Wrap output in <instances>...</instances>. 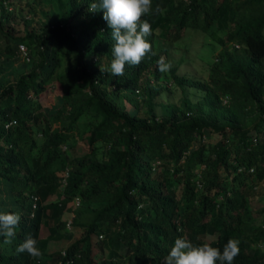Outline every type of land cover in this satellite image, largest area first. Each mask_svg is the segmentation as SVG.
<instances>
[{
	"label": "trees",
	"instance_id": "1",
	"mask_svg": "<svg viewBox=\"0 0 264 264\" xmlns=\"http://www.w3.org/2000/svg\"><path fill=\"white\" fill-rule=\"evenodd\" d=\"M93 2L0 0V212L21 217L0 264H164L178 237L236 239L233 264H264V203L249 202L264 176V0H152V51L120 77ZM211 24L204 78L158 70L183 26ZM59 54L60 91L41 104ZM162 79L200 94L158 99ZM28 236L39 259L15 251Z\"/></svg>",
	"mask_w": 264,
	"mask_h": 264
},
{
	"label": "clouds",
	"instance_id": "2",
	"mask_svg": "<svg viewBox=\"0 0 264 264\" xmlns=\"http://www.w3.org/2000/svg\"><path fill=\"white\" fill-rule=\"evenodd\" d=\"M97 10H103V19L111 29L114 40L111 47V74L114 77L123 76L126 65L138 66L152 51L146 39L152 35V28L148 20L142 19L152 14V0H98L89 6V11ZM157 67L161 73H167L172 65L160 57ZM20 219L18 212H0V237H3L5 245L13 243ZM15 251L26 252L34 259L43 255L37 247V241L31 236L18 244ZM238 253L239 241L236 239H228L221 251L209 243L196 245L184 237H178L166 255L164 264H233Z\"/></svg>",
	"mask_w": 264,
	"mask_h": 264
},
{
	"label": "rangeland",
	"instance_id": "3",
	"mask_svg": "<svg viewBox=\"0 0 264 264\" xmlns=\"http://www.w3.org/2000/svg\"><path fill=\"white\" fill-rule=\"evenodd\" d=\"M213 27L214 25L211 24L207 29L201 30L198 27L185 25L181 28L180 34L176 39L165 42L167 45L166 56L170 63H176L177 72L199 78H204L206 76L207 64L213 58V55L218 48L217 42L210 37L208 32V30ZM217 32H219V30ZM64 61V57L59 54L58 64L55 66L53 73L45 81L43 90H41L38 94V99L41 104L50 103L53 94L60 91L59 84L55 79V74L62 70ZM15 62H17V60H15L13 63ZM8 77H12V74L8 73ZM161 83H163L165 87H168L156 95V98L161 100H174L181 92L185 93L191 98H194L200 94L199 89L191 86L183 85L182 87H179L178 85H172L171 83H168L166 79H162ZM214 137L215 135L211 133L208 138L211 139ZM252 189H254V192L249 196L250 204L252 206L262 205L264 203V176L256 185L252 187ZM48 197V199H52L53 195H49ZM48 199L44 200V204H49L46 202ZM68 215L69 211L64 210L62 217H67ZM71 229L73 235H75L77 232V227H72ZM65 241V239H62L53 244V246H61ZM2 244L4 243L2 242ZM112 246L116 247V243H112ZM107 247V244L103 242L102 253L99 252L96 247H93V255L98 257L99 255L105 253Z\"/></svg>",
	"mask_w": 264,
	"mask_h": 264
},
{
	"label": "built area",
	"instance_id": "4",
	"mask_svg": "<svg viewBox=\"0 0 264 264\" xmlns=\"http://www.w3.org/2000/svg\"><path fill=\"white\" fill-rule=\"evenodd\" d=\"M3 6L9 7V4L3 1ZM17 52L20 55V57H23L24 59H27L28 58L27 48H26V45L24 43H22V42H18L17 43ZM11 121H12V119L9 120L8 122H11ZM8 122H5L4 125H6ZM63 173H65V171H63ZM76 202H77V197L75 196V197H73L72 203L74 204ZM69 214H70V212H69ZM68 216H67V218L65 220V224H68V222H69L68 221Z\"/></svg>",
	"mask_w": 264,
	"mask_h": 264
}]
</instances>
